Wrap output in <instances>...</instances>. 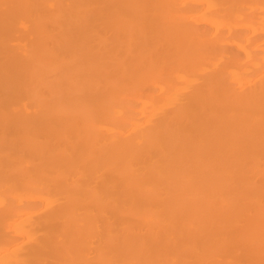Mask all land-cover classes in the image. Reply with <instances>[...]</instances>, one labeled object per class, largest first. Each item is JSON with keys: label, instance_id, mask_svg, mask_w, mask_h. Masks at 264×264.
<instances>
[{"label": "bare ground", "instance_id": "obj_1", "mask_svg": "<svg viewBox=\"0 0 264 264\" xmlns=\"http://www.w3.org/2000/svg\"><path fill=\"white\" fill-rule=\"evenodd\" d=\"M0 264H264V0H0Z\"/></svg>", "mask_w": 264, "mask_h": 264}]
</instances>
